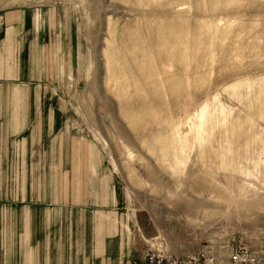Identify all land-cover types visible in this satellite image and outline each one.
Returning <instances> with one entry per match:
<instances>
[{
  "label": "rangeland",
  "instance_id": "1",
  "mask_svg": "<svg viewBox=\"0 0 264 264\" xmlns=\"http://www.w3.org/2000/svg\"><path fill=\"white\" fill-rule=\"evenodd\" d=\"M49 2L67 137L1 168L0 193L57 195L89 156L143 249L264 252V0Z\"/></svg>",
  "mask_w": 264,
  "mask_h": 264
},
{
  "label": "crops",
  "instance_id": "2",
  "mask_svg": "<svg viewBox=\"0 0 264 264\" xmlns=\"http://www.w3.org/2000/svg\"><path fill=\"white\" fill-rule=\"evenodd\" d=\"M36 1L0 0V169L20 168L24 152L49 146L42 139L67 137L50 107L64 101L50 93L60 72L56 9ZM102 164L73 157L71 180L51 197L0 193V264H143Z\"/></svg>",
  "mask_w": 264,
  "mask_h": 264
},
{
  "label": "built area",
  "instance_id": "3",
  "mask_svg": "<svg viewBox=\"0 0 264 264\" xmlns=\"http://www.w3.org/2000/svg\"><path fill=\"white\" fill-rule=\"evenodd\" d=\"M143 264H264V252H257L246 244L237 243L229 247L225 258L207 251L180 257L163 247H146L143 249Z\"/></svg>",
  "mask_w": 264,
  "mask_h": 264
},
{
  "label": "bare ground",
  "instance_id": "4",
  "mask_svg": "<svg viewBox=\"0 0 264 264\" xmlns=\"http://www.w3.org/2000/svg\"><path fill=\"white\" fill-rule=\"evenodd\" d=\"M218 21H221V18H218ZM126 34H127V33H126ZM132 35H133V33H132ZM186 36H187V35H186ZM126 37H127V36H126ZM129 37H132V38H133V36H129V35H128V38H126V39L129 40ZM185 41H186V40H185ZM188 41H189V40H188ZM183 45H184V44H183ZM188 45H189V44H188ZM210 45H211V44H210ZM173 47H174V46H173ZM127 48H128V47H127ZM130 49H131V48H130ZM189 51H190V50H189ZM165 54H166V55H165ZM171 54H172V53H171ZM168 55H170V54H169V53H164V56L167 57L168 62H170V61H169L170 59H171V62H172L173 59H172L171 55L169 56V57H171L170 59L168 58ZM145 56H146V55H145ZM162 56H163V54H162ZM160 57H161V56H160ZM128 59H129V58H128ZM160 59H161V61H162V60H165L166 58L164 59V58L162 57V58H160ZM163 62H164V61H163ZM143 63H144L143 65H145L146 62H143ZM147 63H148V62H147ZM173 63H174V61H173ZM160 64H162V63H160ZM163 64H164V63H163ZM163 64H162V65H163ZM167 64H168V63H167ZM174 64H175V63H174ZM141 65H142V64H141ZM143 65H142V66H143ZM148 65H149V64H148ZM148 65H147V67H148L147 69H150V68H149L150 66H148ZM156 65H158V64H156ZM153 66H154V65H153ZM131 67H132V66H131ZM155 67H157V66H155ZM151 68L153 69L154 67H151ZM161 68H162V67H161ZM152 69H151V70H152ZM140 70H141V69H140ZM154 70H155V71H154ZM154 70H153L154 72H157L156 69H154ZM158 70H159V69H158ZM127 71H128V70H127ZM188 75H189V74H188ZM130 76H131V75H130ZM131 77H132V76H131ZM186 79H188V78H186ZM144 82H145V81H144ZM132 83H133V82H132ZM182 88H183V87H182ZM185 90H186V89H185ZM186 98H187V95H186V96L184 95V96H183V99H182L183 102H184V100H186ZM188 99H190V98L188 97ZM184 103H185V102H184ZM184 103H183V106H184ZM132 104H133L132 102H125V105H126V111H125L124 108L122 107L123 110L125 111V113H126L127 115H130V114L132 113V111L129 110V107H130ZM190 105H192V102L189 101V100L186 101V104H185V106L187 107L186 109H188L189 107H192V106H190ZM195 108H196V107H195ZM123 110H122V111H123ZM181 110H182V109H181ZM124 111H123V112H124ZM190 114H191V113H190ZM181 117H182V116H181ZM193 119H194V116H193ZM179 122H180V121H179ZM185 123H187V121H186ZM176 124H177V123H176ZM178 124H179V123H178ZM188 124H189V123H188ZM174 126H175V125H174ZM179 126H180V125H179ZM183 126H184V125H183ZM188 127H189V126H188ZM190 127H191V125H190ZM181 129H182V128H181ZM188 129H189V128H188ZM191 129H192V128H191ZM198 130H199V129H198ZM190 131H191V130H190ZM194 131H195V130H194ZM195 133H196V132H195ZM195 133H194V135H195ZM200 133H201V132H200ZM180 136H181V135H180ZM183 136H185V135H183ZM181 137H182V136H181ZM185 138H186V136H185ZM187 140H188V139H187ZM184 141H185V139H184ZM195 141H196V140H195ZM195 141H194V142H195ZM182 143H183V142H182ZM185 143H186V142H185ZM187 143H188V142H187ZM187 143L185 144V146L187 145ZM183 144H184V143H183ZM183 147H184V146H183ZM186 147H187V146H186ZM181 148H182V147H181ZM181 148H180V149H181ZM193 190H194V189H193ZM192 192H193V191H192ZM188 197H189V196H188ZM186 200H187V199H186ZM198 202H199V201H198ZM213 207H215V209L217 210L216 205H213ZM219 207H221V206H219ZM185 208H186V207H185ZM185 208H184V209H185ZM211 208H212V207H211ZM202 209H203V208H202ZM218 209H219V208H218ZM220 210H222V208H221ZM184 211H185V210H184ZM223 211H225V210H223ZM226 211H227V210H226ZM201 212H202V211H201ZM232 212H233V211H232ZM223 213H224V212H223ZM232 214H233V213H232ZM222 215H223V214H222ZM229 216H230V215H229Z\"/></svg>",
  "mask_w": 264,
  "mask_h": 264
}]
</instances>
